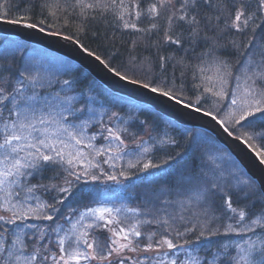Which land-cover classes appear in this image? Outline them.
Returning a JSON list of instances; mask_svg holds the SVG:
<instances>
[{"label":"snow or ice","instance_id":"snow-or-ice-1","mask_svg":"<svg viewBox=\"0 0 264 264\" xmlns=\"http://www.w3.org/2000/svg\"><path fill=\"white\" fill-rule=\"evenodd\" d=\"M0 22L73 42L118 86L210 117L264 167L249 143L264 145V0H0ZM17 54L0 52V264H264V180L210 154L143 207L100 199L95 185L169 165L150 154L179 140L139 121L145 139L84 81Z\"/></svg>","mask_w":264,"mask_h":264},{"label":"trees","instance_id":"trees-1","mask_svg":"<svg viewBox=\"0 0 264 264\" xmlns=\"http://www.w3.org/2000/svg\"><path fill=\"white\" fill-rule=\"evenodd\" d=\"M57 27L59 26L57 25ZM52 30L56 29L54 28ZM117 35L119 36V34ZM125 39H127V37H125ZM82 43L89 46L91 50H98V54L104 58V48L98 41H95L91 37H83ZM16 49H20L22 52V56L19 54L16 55L17 63L22 59H28L32 61L36 67L41 69L42 72H49L53 76H59L60 80L77 78L80 81H84L79 87L85 91H89L90 87L91 94L97 96L100 101L104 102L109 107V109L118 111L120 114L128 117L130 115L135 117L130 123L134 125L133 130L137 131L140 135H144L145 132L139 125V121H147L149 131H152L154 127L158 129V132H152L157 138L162 136L164 132H167L170 136H174L179 140V147L164 146L150 154L154 162L157 163H159L161 159L167 158L169 155L175 156L176 159L170 160L169 165H161L159 169H150L148 172L129 173L131 179L124 182L130 194V204L143 207L146 199L152 198L155 194H158L162 188L174 187L181 177L189 175L194 168L198 169L210 154L223 155L226 153L227 156L223 159H218L217 163L224 168H232L234 165L244 171L228 149L209 131L197 127L181 125L165 117L150 106L135 102L128 97L112 92L96 80L87 70L62 55L39 45L24 41L18 37L0 35V52L10 53ZM65 61L67 62V68L61 66L62 62ZM233 63H235V58H233ZM168 121H172L174 127H169L167 125ZM249 143H252L253 146L257 148L264 147L259 139L249 141ZM181 156H183V159L180 158ZM108 184L110 183L107 182V184H105L100 182L95 185L97 191L100 193L99 198H101ZM218 239L221 238H213V242Z\"/></svg>","mask_w":264,"mask_h":264},{"label":"water","instance_id":"water-1","mask_svg":"<svg viewBox=\"0 0 264 264\" xmlns=\"http://www.w3.org/2000/svg\"><path fill=\"white\" fill-rule=\"evenodd\" d=\"M0 35L18 37L24 41L39 45L62 55L87 70L96 80L112 92L128 97L135 102L150 106L165 117L181 125L209 131L228 149L247 173L260 180H264V167L259 165V159L255 156L251 148L243 140H237L235 134L232 137H228L222 133L219 126L210 117L178 108L174 104L162 101L156 102L153 94L147 93L144 90H133L130 87L118 86L116 78L107 73L98 61L83 53L75 43L64 40L61 37L49 36L40 33L38 30L5 22H0Z\"/></svg>","mask_w":264,"mask_h":264},{"label":"rangeland","instance_id":"rangeland-1","mask_svg":"<svg viewBox=\"0 0 264 264\" xmlns=\"http://www.w3.org/2000/svg\"><path fill=\"white\" fill-rule=\"evenodd\" d=\"M121 116H123L125 119L128 118V116H125L123 114H121ZM141 136H143L145 139H147V137H146L147 135L145 133H144V135H141ZM233 167H235V166L233 165ZM105 169L107 170L106 165H105ZM108 183H110V184H108V186L105 188V189H107V191L103 192L100 199H105L110 204H114L117 207H119L121 205H126L127 207H132V208L138 207V206H135V204H130L129 199H131V198H130L129 192L127 191L125 182L123 184H119V185L118 184H112L111 182H108ZM232 239L243 243V240L239 236H233ZM244 239H247V237H244Z\"/></svg>","mask_w":264,"mask_h":264},{"label":"bare ground","instance_id":"bare-ground-1","mask_svg":"<svg viewBox=\"0 0 264 264\" xmlns=\"http://www.w3.org/2000/svg\"><path fill=\"white\" fill-rule=\"evenodd\" d=\"M207 131V130H206ZM232 155V154H231ZM233 156V155H232ZM234 157V156H233ZM243 168V167H242ZM245 171V170H244ZM246 172V171H245Z\"/></svg>","mask_w":264,"mask_h":264}]
</instances>
